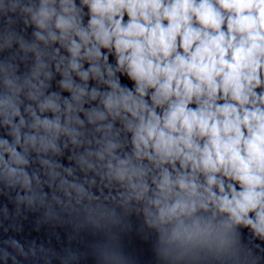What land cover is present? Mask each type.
Returning <instances> with one entry per match:
<instances>
[{
    "label": "clouds",
    "instance_id": "9594fccd",
    "mask_svg": "<svg viewBox=\"0 0 264 264\" xmlns=\"http://www.w3.org/2000/svg\"><path fill=\"white\" fill-rule=\"evenodd\" d=\"M264 264V0H0V264Z\"/></svg>",
    "mask_w": 264,
    "mask_h": 264
}]
</instances>
